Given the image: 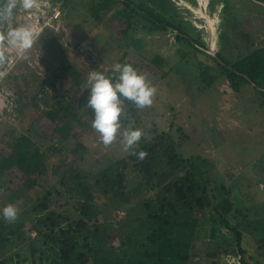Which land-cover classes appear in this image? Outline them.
<instances>
[{"label":"rangeland","instance_id":"rangeland-1","mask_svg":"<svg viewBox=\"0 0 264 264\" xmlns=\"http://www.w3.org/2000/svg\"><path fill=\"white\" fill-rule=\"evenodd\" d=\"M130 1L138 2V0ZM169 1H172L171 3L178 10L174 18L184 19L181 24L189 35L192 36V25L196 26L198 31L194 30V33H199L208 53L214 54L219 50L225 39L232 54L238 53L233 44L239 40L231 35V32L236 31L231 24L234 25L237 21L241 23L242 28L253 34L256 43L264 41V11H260L259 6L256 8L252 0H233L235 9L232 12L227 9L225 0ZM2 2L3 0H0V3ZM89 2L90 0H58L52 4L51 0H39L37 8L16 11L12 26H31L39 37L38 42L28 52L27 60L21 58L15 49L9 48L6 51V62L0 65V135L4 129H9L10 123L17 133L51 131L53 121L48 117L35 120L36 109L32 105L25 110L22 118L14 119L10 115V111L15 107L13 98L16 91H23V95L29 100L40 81L38 79L35 82L30 76L32 72L38 73L45 79L52 78L51 64H54V59L48 58V54L49 52L54 56L55 54L53 48L47 50L45 41L53 40L55 49L63 52L86 79L88 73L94 70L92 68L96 67L95 71L98 72L107 68L115 70L117 64H130L138 73L144 74L157 89L152 106L142 109L143 112L140 109L138 121L132 116L134 123L129 122V124L132 125L133 130L138 128L151 136L153 128L168 129L171 126L174 134L185 133L187 143L181 148V152L184 157L201 156L195 172H202L198 175L199 179L209 182L207 188L216 200L217 198L221 200L223 197V191L217 184L225 185L229 196L227 201L232 204L231 213L226 216L229 223L234 225L244 215L247 216L248 222L245 225L251 227L250 239L247 240H255V243L258 239L261 240L264 236V187L261 185L264 184V106L260 104L261 97L258 96L253 85L244 84L235 91L221 73H218L214 80L212 76H207L205 80H213L210 84L200 82L198 77L203 73L204 63L212 64L210 58L193 50L186 41L174 42L171 32L154 34L138 28L137 33L130 29L129 36H132L135 45L138 44L142 49L133 50L129 46V53L124 54L125 52L121 50L120 53L114 54L119 43L114 42L115 38L110 37L109 30L110 24L118 15L117 9L120 5L109 10L102 21L93 23L92 18L86 16ZM52 5L61 12L58 20H51L50 14L54 7ZM65 11L67 15L64 16ZM166 17L169 19L168 16ZM210 27L215 38V47L211 45ZM58 44L60 48H57ZM112 44L116 45L112 46ZM121 44L125 45L122 42ZM155 54L163 57L164 62L160 66L162 70L151 60ZM199 61L202 67L197 66ZM211 71L208 68V72ZM24 76L29 78V88L25 87ZM57 84L59 87L63 86L65 90L68 88L67 81L64 85L59 81ZM48 91L55 93L49 87ZM79 91L77 95L82 92ZM64 95L68 97L66 92ZM123 107L126 111L124 104ZM125 118L126 115L121 118V123ZM84 119L89 125L82 133L80 132L79 141L84 145L85 151L81 158H75L76 164L83 173L96 171L97 168L108 165L114 158L126 154L121 148L122 137L118 136L116 142L105 147L100 142L99 134L91 127L93 115L89 113ZM75 143L72 138L67 141L61 139L56 141L55 146L58 148L50 155L47 164L49 172L42 181L44 186L53 184L58 178L57 174L51 173L49 164L58 161L62 167L63 163L70 160L63 154V150L72 148ZM3 145L6 147V143L1 142L0 147ZM125 179L129 185H137L142 181V177L131 167L126 169ZM1 186L3 191L0 192V210L11 203L5 198L9 196L11 190L18 187L15 175L10 174L3 179L0 178V188ZM139 189L143 191L138 190L139 194L136 196L134 193L131 194L134 196L122 209L116 206L110 210L109 206L102 204L104 201L109 199V203H115L114 205H118L119 202H115L110 194L103 198V195L95 193V202H93L105 218V222L100 227L106 235H110L106 245L101 247L100 254L105 255L113 251L122 255L121 253L131 252L134 240L139 235V228L147 218L143 201L145 198H154L157 194L154 187L145 183ZM69 202L70 200H66L58 203L57 206L66 207ZM20 203L21 199L11 204L21 213L24 206ZM214 221L216 224L217 220L204 216L200 226L212 224ZM29 227L30 224L26 221L23 225V238L6 248L3 256L13 260L15 252L27 253L28 243L32 240L36 250L42 249L45 254L38 256L40 252H35V257L38 256L35 264H49L48 256H53L56 250L51 246H45L42 239L38 238ZM230 237V230L222 223H217L214 231L199 232L188 246V252L193 256L191 255L187 264H238L237 255L235 253L233 255V252H236V245L233 244L234 241H229ZM246 238L247 236L244 235L243 240ZM245 246L247 245L244 244ZM260 252L264 254V250ZM29 262L31 261L24 264H30Z\"/></svg>","mask_w":264,"mask_h":264},{"label":"trees","instance_id":"trees-1","mask_svg":"<svg viewBox=\"0 0 264 264\" xmlns=\"http://www.w3.org/2000/svg\"><path fill=\"white\" fill-rule=\"evenodd\" d=\"M56 1L58 0H51L52 4ZM225 1L229 12L234 11L233 0ZM252 1L256 8L259 6L261 8L258 9L264 11V0ZM171 2L138 0L132 3L130 0H90L86 16L91 17L93 23L102 21L109 10L120 5L117 9L118 15L110 24L109 30L110 37L115 38L114 42L119 43L112 44L118 46L114 54L120 53L121 50L125 52L124 54L129 53V46L133 50L142 49L138 44L135 45L133 37L129 36L130 29L137 33L138 28L154 34L171 32L174 42L186 41L193 50L210 58L212 64L204 63L203 73L198 77L200 82L210 84L218 73H221L235 91L244 84H252L261 97L260 104L264 106V41L256 43L253 34L242 28L241 23L237 21L236 24H231L232 28H236L231 35L239 40L233 44L238 53L232 54L226 39L214 54L208 53L199 33H194V30L198 31L196 26L192 25L191 36L181 24L184 19L174 18L178 10ZM66 12L64 16L67 15ZM211 31L210 27L211 45L215 47V38ZM121 42L125 45L123 46ZM45 45L48 51L49 48L54 49L55 56L50 52L48 54V58L54 59V64H51L52 78L45 79L38 73L32 72L30 76L35 82L38 79L40 81L29 100L25 98L23 91H16L13 98L15 107L10 111V115L14 119L22 118L25 110L32 105L36 109L35 120L48 117L53 121L51 131L17 133L10 123L9 129H4L0 135V143H6V147L4 145L0 147V178L14 174L18 181V187L11 190L5 199L11 203L21 199L20 204L24 206L19 215L22 217H19L15 223H7L0 215V264H24L28 261H31L30 264H35L38 256L45 255L44 250H36L31 240L27 246V253L15 252L13 260L3 256L6 248L23 238V225L26 221L30 224L29 229L42 239L45 246H51L56 250V255L48 256L49 264H187L192 255L188 252V246L193 237L202 231L204 233L209 230L214 231L217 223H222L230 230L229 241H234L233 244L239 252L238 264H249V257L245 256L247 251L240 243L243 238L239 224L233 225L226 218L231 213L232 204L227 201L229 196L225 185L217 184L223 191V197L221 200L217 198V201L207 188L209 182L199 179L198 175L202 172H195L201 156L184 157L181 152V148L187 143L185 133L176 135L171 126L168 129L155 127L152 129V135L145 134L135 149V151L145 150L148 153L145 159L140 160L137 156L126 153L122 157L114 158L108 165L97 168L96 171L82 172L75 162V158H81L85 151L79 138L83 129L89 125L84 117L89 113L94 115L92 109L86 106L90 95L89 89H84L87 79L82 77L79 68L72 64L63 52L55 49L53 40L45 41ZM56 46L60 48L59 44ZM162 58L159 54L151 58L160 70L164 62ZM197 66L202 67L201 61ZM208 68L212 71L208 72ZM98 72H103L106 76L114 75L112 68ZM207 76H212L213 80H205ZM24 81L25 87L29 88L30 82L27 76H24ZM57 81L61 85L67 81L68 88L65 90L63 86L59 87ZM48 87L55 93H49ZM79 90L82 92L77 95ZM65 92L68 97L64 95ZM123 104L126 106L123 126L129 122L134 123L132 116L138 121L141 110L130 101L124 100ZM76 127L78 129H75ZM71 138L76 143L72 148L63 150V154L70 160L63 163L62 167L58 161L49 164L51 173L57 174L58 178L53 184L44 186L42 181L49 172L47 164L50 155L58 148L55 146L56 141L58 139L67 141ZM128 167L136 170L142 177V181L137 185H129L126 182ZM144 183L154 187L157 194L154 198H145L143 201L147 218L139 228V235L134 240L131 252L121 253L122 255L113 251L105 255L100 254L101 247L106 245L110 235H106L100 227L105 222V218L95 207V193L103 195V198L110 194L115 202H119L118 205H114L115 203H109V199L104 201L102 204L109 206L110 210L116 206L122 209L129 204L132 196L139 194L138 190ZM0 189H3V186ZM133 193L134 195H131ZM66 200H70V206L69 204L62 208L57 206L58 203ZM237 212L240 213L239 210ZM204 216L214 218L217 220L216 224L214 221L212 224L200 226ZM263 238L260 240L261 243H264ZM261 246L258 244L259 250L262 249ZM37 251L40 253L35 257L34 253ZM249 256L251 258V255Z\"/></svg>","mask_w":264,"mask_h":264},{"label":"clouds","instance_id":"clouds-1","mask_svg":"<svg viewBox=\"0 0 264 264\" xmlns=\"http://www.w3.org/2000/svg\"><path fill=\"white\" fill-rule=\"evenodd\" d=\"M38 6L39 0H3L0 3V65L6 62L9 48L15 49L21 58L28 59L27 54L38 42L39 36L33 27H13L12 21L17 10L29 11ZM84 89L90 90L86 106L93 111L91 127L99 134L100 142L108 147L120 136L123 152L140 160L145 159L148 155L145 150L135 151L145 133L138 128L133 130L131 124L124 127L121 123V118L125 116L123 101H130L137 109L150 108L156 87L132 65L117 64L113 76L95 70L89 72ZM0 215L11 224L19 219L20 212L10 203L0 210Z\"/></svg>","mask_w":264,"mask_h":264},{"label":"crops","instance_id":"crops-1","mask_svg":"<svg viewBox=\"0 0 264 264\" xmlns=\"http://www.w3.org/2000/svg\"><path fill=\"white\" fill-rule=\"evenodd\" d=\"M262 187H264V184H262ZM247 222H248V218L245 215L241 218L240 221H238L239 229H240L241 234H242V238L244 239V235L247 236L246 240L241 239V242H240L243 249H245V251H247L245 256L247 255L249 257V259H248L249 264H264V254L260 252L261 250H264V243L262 242L263 246H261L262 243L260 240H257V243H255V240L254 241L253 240H249V241L247 240V239H250L249 235L251 234V227H247L245 225ZM248 226H249V224H248ZM263 241H264V239H263ZM244 244H246L247 246L244 247ZM258 244H259V246H261L262 249H260V250L258 249ZM224 252L225 251H223V253ZM234 253L237 255V259H238L239 252H238L237 247H236V252H233V255H234ZM233 255H231V256H233ZM249 255H251V258Z\"/></svg>","mask_w":264,"mask_h":264},{"label":"built area","instance_id":"built-area-1","mask_svg":"<svg viewBox=\"0 0 264 264\" xmlns=\"http://www.w3.org/2000/svg\"><path fill=\"white\" fill-rule=\"evenodd\" d=\"M52 13L50 14V16H51V20H53V19H59L60 18V16H61V12H60V10H59V8H57L56 6H54V7H52ZM262 185V184H261Z\"/></svg>","mask_w":264,"mask_h":264}]
</instances>
